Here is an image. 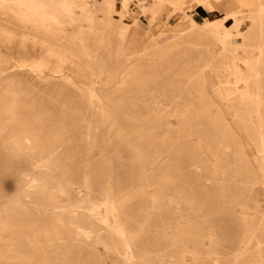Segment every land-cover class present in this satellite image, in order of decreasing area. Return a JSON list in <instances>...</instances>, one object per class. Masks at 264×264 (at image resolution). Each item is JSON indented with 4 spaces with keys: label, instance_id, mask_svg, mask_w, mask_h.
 <instances>
[{
    "label": "rangeland",
    "instance_id": "374dc122",
    "mask_svg": "<svg viewBox=\"0 0 264 264\" xmlns=\"http://www.w3.org/2000/svg\"><path fill=\"white\" fill-rule=\"evenodd\" d=\"M0 264H264V0H0Z\"/></svg>",
    "mask_w": 264,
    "mask_h": 264
},
{
    "label": "crops",
    "instance_id": "0c3cea01",
    "mask_svg": "<svg viewBox=\"0 0 264 264\" xmlns=\"http://www.w3.org/2000/svg\"><path fill=\"white\" fill-rule=\"evenodd\" d=\"M203 8H207V6L205 4H203ZM209 13V12H208ZM189 16V19H192L194 21V25L201 28L202 26L204 25H207V23H211L212 20L211 19H208L205 17V14H202V13H199V14H193L192 16H190L189 14L187 15ZM191 17V18H190ZM174 18V17H173ZM172 18V19H173Z\"/></svg>",
    "mask_w": 264,
    "mask_h": 264
},
{
    "label": "bare ground",
    "instance_id": "6f19581e",
    "mask_svg": "<svg viewBox=\"0 0 264 264\" xmlns=\"http://www.w3.org/2000/svg\"><path fill=\"white\" fill-rule=\"evenodd\" d=\"M143 5V4H142ZM129 10V9H128ZM25 174V173H24ZM20 178V177H19ZM23 190V189H22ZM26 190V189H25ZM22 192H24V191H22ZM25 193V192H24ZM27 199V198H26ZM15 205V204H14ZM36 212V211H35ZM80 236V235H79Z\"/></svg>",
    "mask_w": 264,
    "mask_h": 264
}]
</instances>
